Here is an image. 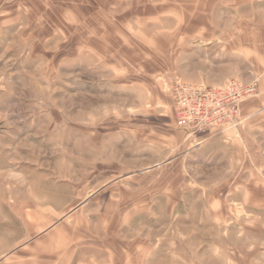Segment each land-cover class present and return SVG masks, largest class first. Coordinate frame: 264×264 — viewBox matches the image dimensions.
Instances as JSON below:
<instances>
[{"label":"rangeland","instance_id":"obj_1","mask_svg":"<svg viewBox=\"0 0 264 264\" xmlns=\"http://www.w3.org/2000/svg\"><path fill=\"white\" fill-rule=\"evenodd\" d=\"M236 6L0 0V264H264V5ZM229 82L234 122L177 127L176 83Z\"/></svg>","mask_w":264,"mask_h":264},{"label":"built area","instance_id":"obj_2","mask_svg":"<svg viewBox=\"0 0 264 264\" xmlns=\"http://www.w3.org/2000/svg\"><path fill=\"white\" fill-rule=\"evenodd\" d=\"M231 88L240 94L254 90L253 86L243 87L241 83L235 82H229L224 88L176 83L172 90L177 127L192 133H202L214 130L219 124L234 122L239 110V99L233 95L231 97Z\"/></svg>","mask_w":264,"mask_h":264},{"label":"crops","instance_id":"obj_3","mask_svg":"<svg viewBox=\"0 0 264 264\" xmlns=\"http://www.w3.org/2000/svg\"><path fill=\"white\" fill-rule=\"evenodd\" d=\"M93 8L102 9L104 15L115 16H140L164 15L171 17H202L219 15L223 6L229 8L236 5H251L258 1L264 5V0H89ZM163 6L156 9V4ZM230 13V11H229ZM227 11V14H229ZM196 26H201L200 20L195 19ZM199 22V23H198ZM195 34L198 35L196 32ZM196 35V36H197ZM208 141L211 138H202Z\"/></svg>","mask_w":264,"mask_h":264}]
</instances>
